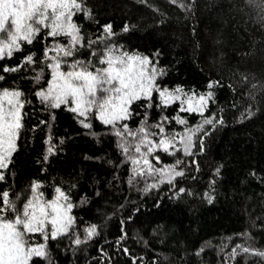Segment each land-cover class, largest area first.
<instances>
[{"label":"trees","instance_id":"1","mask_svg":"<svg viewBox=\"0 0 264 264\" xmlns=\"http://www.w3.org/2000/svg\"><path fill=\"white\" fill-rule=\"evenodd\" d=\"M77 2L78 43L44 29L0 60V87L21 92L24 105L0 195L7 191L22 208L39 184L42 199L59 188L72 204L68 232L48 241L25 234L28 243L47 245V255L29 264H264V0ZM58 47L73 55L49 51ZM124 54L149 58L156 87L115 126L95 108L80 116L71 101L53 108L36 95L47 90L57 61L62 71L81 62L75 70L96 72ZM157 88L212 97L202 113L181 111V98L165 105ZM124 124L136 135L118 136ZM161 140L170 141L167 151Z\"/></svg>","mask_w":264,"mask_h":264},{"label":"snow or ice","instance_id":"2","mask_svg":"<svg viewBox=\"0 0 264 264\" xmlns=\"http://www.w3.org/2000/svg\"><path fill=\"white\" fill-rule=\"evenodd\" d=\"M81 9L82 4L77 0H0V60L10 58L15 52L21 51L22 44H32L44 29H49L47 36L55 38L64 34L70 37L75 45L80 39L78 35L80 28L71 21L73 10L79 12ZM104 31L111 35L112 26H105ZM53 50L62 52L64 56L73 55L71 49L62 47L49 49V51ZM25 62L32 63L33 56H27ZM149 63L150 60L146 56L124 54L115 60L109 57L108 66L94 73L86 69L76 71L75 68L81 62L73 64V71L62 72L60 62L57 61L52 66L53 78L48 92L39 91L36 95L42 101H49L51 97L49 106L53 108H59L62 104H69L71 101L75 107H72L70 111L80 116L90 114V109L95 108L99 119L105 125L115 126L118 121L127 120L133 115L130 109L136 101L152 98L157 73L155 68L151 72L147 71L145 66ZM2 71L16 72L18 68L4 67ZM4 79V76H0V80ZM209 87L212 85L210 84ZM156 90L159 91L165 105L181 98L180 95L175 94L180 93L181 89H176L175 93L168 92L167 89L160 91L157 88ZM0 95H2L0 99V181H2L5 179V170L8 168L12 154L16 151V142L23 127L21 109L24 105L20 102L22 93L19 91L5 89L0 92ZM211 97V92L207 93V97L200 95L196 107L189 104L186 109L181 108V111L202 113L206 99ZM188 99L191 100L192 97ZM81 122L84 127H91L90 124ZM179 123L184 124L185 121L180 120ZM204 123L211 124L212 120L205 119ZM122 127L124 131L118 130L116 133L118 136H123L125 132L128 135H136L128 129L127 124ZM140 131L143 132V129ZM141 143L148 142L142 139ZM169 143L170 141H160L165 151ZM185 144L187 151L191 147V136L185 138ZM51 151L50 147L49 152ZM136 151L140 152L139 145L136 146ZM147 151L151 153L154 148L150 146ZM133 163L138 164L139 161L134 160ZM144 163L148 165L149 172H152L149 161L145 159ZM176 163L179 164L180 161ZM172 168L174 166H169V170ZM174 175L181 176L183 173L174 172ZM39 188V184L32 186L33 198L27 200L22 208L15 205L7 191L0 195V203L5 205L0 207V212L15 213L14 220L9 216H0V264H29L33 257L46 256V243L33 247L28 244L25 234L40 233L44 240L48 241L68 232L69 226L73 223L72 217L68 215L72 204L61 203L62 200L67 201L68 196L57 188L55 199L43 200V194L37 192ZM94 234L95 226H92L88 229V235L90 237ZM76 243L80 244L81 241L77 239ZM258 254L264 256V252Z\"/></svg>","mask_w":264,"mask_h":264},{"label":"rangeland","instance_id":"3","mask_svg":"<svg viewBox=\"0 0 264 264\" xmlns=\"http://www.w3.org/2000/svg\"><path fill=\"white\" fill-rule=\"evenodd\" d=\"M60 71H62V70H60ZM72 71H73V70H72ZM76 71H81V70H76ZM62 72H69V71H62ZM91 72H93V71H91ZM94 73H95V72H94ZM52 78H53V72H52L51 81H52ZM50 83H51V82H50ZM49 87H50V84H49L47 90L45 91V93L48 92ZM5 89L8 90V91H17L16 89H9V88L0 87V92H2V90H5ZM170 92L174 93L173 91H170ZM175 94H176V93H175ZM177 95H180V97H181V101H182V103L184 104L185 108H187V107L189 106V104H191L193 107H196V104H197L198 99H199V96H200V95H198V96H182L181 94H177ZM189 97H192V99L189 100V99H188ZM0 99H2V95H0ZM161 99H162V98H161ZM50 100H51V97H50ZM20 102H21V100H20ZM72 106L75 107V104L72 103ZM90 110H91V109H90ZM95 112H96V116H97L98 119H99V114H98V112H97L96 109H95ZM99 120H100V119H99ZM56 196H57V193L55 192V195L53 196V198H51V199H47V200H53V199H55ZM32 198H33V195H31V196L29 197V200L32 199ZM43 200H44V199H43ZM26 203H27V202H26ZM61 203H64V204L66 205L67 203H71V202H70L69 200H67V201H63V200H62ZM68 215L70 216V211L68 212ZM28 244L31 245V246H33V247H35V246H37L38 244H41V243L29 242Z\"/></svg>","mask_w":264,"mask_h":264}]
</instances>
